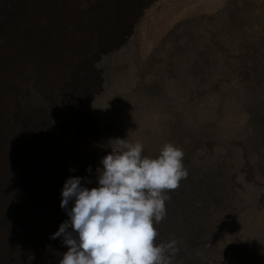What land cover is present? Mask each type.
Instances as JSON below:
<instances>
[{
    "label": "bare ground",
    "instance_id": "1",
    "mask_svg": "<svg viewBox=\"0 0 264 264\" xmlns=\"http://www.w3.org/2000/svg\"><path fill=\"white\" fill-rule=\"evenodd\" d=\"M129 1L0 0V264H57L66 245L50 234L67 218L59 206L64 180L70 175L94 178L107 151L99 145L127 133L144 143L148 155L156 154L165 141L184 151L187 176L169 190L166 216L155 226H163L158 243L173 235L178 241L172 264H264V63L254 62L240 40L231 41L236 29L228 31V40L222 39L223 72L216 79L232 86L210 88L216 101L161 102L159 81H146L137 73L105 104L108 110L132 106L155 128L143 121L128 129L126 117L106 112L107 126L97 127L91 106L96 109L105 95L101 85L108 88L112 81L104 70L106 80L101 83L96 55L105 52L106 41L123 28L127 36L155 0H139L123 26L121 6ZM126 51L129 63L141 69L142 63ZM194 74L186 84L204 82L200 73ZM179 90L183 100L198 95ZM183 118L189 124L183 125ZM199 124L209 137L194 134L192 127ZM216 134L223 144L220 153L209 151ZM230 148L237 152L231 154ZM86 165L92 166V173L85 172ZM211 167H217L215 175ZM190 199L196 204L190 205ZM190 206H196L195 211ZM219 220L224 226L217 234L214 225Z\"/></svg>",
    "mask_w": 264,
    "mask_h": 264
},
{
    "label": "rangeland",
    "instance_id": "2",
    "mask_svg": "<svg viewBox=\"0 0 264 264\" xmlns=\"http://www.w3.org/2000/svg\"><path fill=\"white\" fill-rule=\"evenodd\" d=\"M138 1L139 0H131L126 2L127 6H121L122 9L125 8L124 14H126L125 19L121 22L123 26L128 25L133 13L132 10L136 7ZM236 24H238L239 27ZM263 28L264 0H155L145 8L142 14L138 16L137 20L134 21L132 30L127 36L124 33L126 28H123L120 30L119 34L106 41L108 47L105 52L101 51L97 53L95 68L99 71L101 83L106 80L102 73L104 70L109 71L112 83L108 88L101 85L102 94L105 93V95L98 100V104H96V106H98L95 107L96 109H93L91 106V112L94 116L93 121L97 124V127L101 128L102 126H107L105 117H109L104 113L106 112L107 114H113L114 116L120 114V118L126 117L125 120H127L123 123L128 129L140 126L143 121H146L150 127L155 128V125L152 122H149L146 116L141 118V113L138 111L136 113L132 106L129 110L127 108L128 106L125 107V111L121 108L108 110V106L105 104L112 96V93L119 90L118 87H120V85H128L129 77L136 75L137 73H139L146 81L153 79L159 81V84L161 85L159 92L163 95L161 102L174 105L185 101L190 104H201L206 101L211 103L216 101L215 97H212L215 93L211 94L209 90L210 88H215V86L217 88L232 86L230 81L222 82L216 79V76L223 72L221 70V57L225 54L223 48L225 42H223L222 39L228 40V31L236 29L237 32L234 34L235 36L233 35L231 37V41L236 39L240 40L244 45V52L253 57L254 62L260 63L262 61V63H264ZM125 36L126 50L128 49L134 61L142 63L143 66H139L142 67L141 69H137L129 63L130 58L127 54L128 52L122 48ZM167 41H170V43L167 44ZM261 43L263 44L261 45ZM162 50H164V52ZM160 52H162V54H160ZM208 60L210 62H208ZM194 73H200L204 77V82L198 83L199 85L192 84L190 86L186 84L185 81H187L190 74L195 75ZM208 80L212 81L214 85H209L207 82ZM179 88H186V90H189L190 92L198 91V95L197 97L187 96L184 97L185 100H183L178 96V92L180 91ZM249 90H251L252 94L254 93L252 88L249 87ZM252 98L257 101L256 94H253ZM119 111L121 112L118 113ZM138 115L140 116L138 117ZM224 116L225 115H221V117ZM181 123L187 125L189 124V121H187V118H183ZM207 123L208 120L206 119L203 124L205 125ZM198 126L195 125L192 127V131L195 132L194 134L201 136V139H203L204 136H208L203 133L202 130H204V128L200 127L201 124ZM109 133H114V130L109 129ZM220 136V134H216L212 137L214 140L211 141L209 147V151L212 153L223 152V144ZM230 149L232 150L231 154L237 152L233 148ZM206 166L209 167L210 165L207 164ZM231 166H235V163H232ZM211 168H213L211 172L215 175L216 171H218L217 167ZM251 202H253V200ZM192 204L195 205L196 202L195 200L190 199V205ZM190 207L195 211L196 206L194 208L192 206ZM155 226L156 224L154 227ZM223 226V222H220V220L217 221L214 225L215 232L219 234V232L223 230ZM228 226L230 227L231 223ZM162 228L163 226L159 225V229L157 230L158 236H160L159 234ZM172 237L174 238L175 236L173 235ZM207 238H209L208 235Z\"/></svg>",
    "mask_w": 264,
    "mask_h": 264
},
{
    "label": "clouds",
    "instance_id": "3",
    "mask_svg": "<svg viewBox=\"0 0 264 264\" xmlns=\"http://www.w3.org/2000/svg\"><path fill=\"white\" fill-rule=\"evenodd\" d=\"M99 146L107 151L94 178L70 175L60 189L67 218L50 238H61L66 250L57 264H172L178 241L158 243L154 225L166 216L169 190L187 176L182 147L165 141L148 155L144 143L128 133ZM92 171L85 166L86 173Z\"/></svg>",
    "mask_w": 264,
    "mask_h": 264
}]
</instances>
